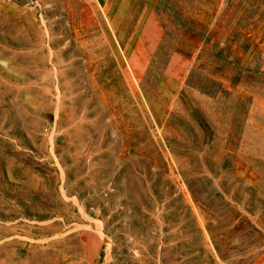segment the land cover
Here are the masks:
<instances>
[{
  "label": "rangeland",
  "instance_id": "rangeland-1",
  "mask_svg": "<svg viewBox=\"0 0 264 264\" xmlns=\"http://www.w3.org/2000/svg\"><path fill=\"white\" fill-rule=\"evenodd\" d=\"M0 264H264V0H0Z\"/></svg>",
  "mask_w": 264,
  "mask_h": 264
}]
</instances>
